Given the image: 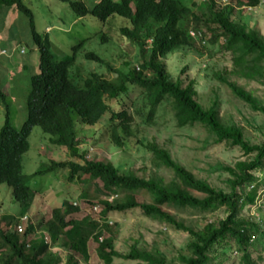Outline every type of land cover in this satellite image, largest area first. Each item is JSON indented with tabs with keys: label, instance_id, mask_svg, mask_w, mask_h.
<instances>
[{
	"label": "trees",
	"instance_id": "16d2710c",
	"mask_svg": "<svg viewBox=\"0 0 264 264\" xmlns=\"http://www.w3.org/2000/svg\"><path fill=\"white\" fill-rule=\"evenodd\" d=\"M62 1L68 3L77 19L94 17L104 25L116 16L129 21L131 27H122L120 33L127 42L138 48L139 56L124 59L126 71H120L95 53L87 52L85 59L100 63L112 77L106 78L92 72L82 83L75 82L70 72L85 42H78L73 46L71 55L57 60L51 51V41L47 35L37 32L33 12L24 1L0 0V25L3 27L11 11H16L27 22L29 41L39 53L36 69L28 66V57H22L21 72L11 78L12 84L16 83L18 76L29 83L28 89L21 86L26 98L24 121L19 128L13 124L12 102L8 101L9 94L4 90L6 83L3 85L0 79V103L8 116L0 130V185L10 187L14 201L27 210L32 198L29 187L31 178L41 173L68 169L71 183L83 179L89 184H100V194L107 199L97 203L103 207L100 213L102 218H107L112 212L127 213L139 209L148 219L188 233V253L182 256L181 264H214L215 261L221 264L232 253H239L240 264H259L264 254V227L260 219L241 218L240 212L257 197L261 181L253 173L264 168V144L250 145L239 128L224 124L216 103L210 108L198 104L194 84L184 87L180 80L175 82L167 72L166 59L181 50H197L196 41L200 40L213 48L221 46L227 51L232 50L236 74H244L246 79L258 75L260 71L256 70V62L264 61V39L233 23L231 18L237 10V16H242L240 9L258 8L264 0H237L236 6L227 5L220 9L210 2L207 14L203 15H195L191 7L181 0H100L93 7L83 0ZM206 32L210 35L207 42L204 36ZM102 40L107 41L106 37ZM251 58L256 60L247 65ZM27 71L31 74L26 80L21 73ZM218 78L234 96L249 104L254 111L264 113V107L244 88L226 78ZM134 93H138V97L143 96V100H137V109L132 113L129 109L134 102L125 106L120 101L131 98ZM114 100L117 103L112 107ZM169 100L173 102L179 128L200 125L215 137L217 143L240 147L245 155L254 156L248 163H239L235 168L220 169H225L232 177L228 181V191L213 188L197 179L186 168L175 163L169 153L156 143L144 147L153 156L155 166L172 171L175 181L170 185L155 177L148 179L147 176L123 171L112 163L88 161L86 154L81 153L77 121L88 127L105 125L107 132L99 134L100 137L123 148L124 140L132 135L136 116L145 118V122L151 124L158 107ZM146 109H149L147 113ZM106 115L109 116L107 120ZM35 127H40L50 136L52 146L66 149L73 161L60 162L34 175L24 176L22 158L29 150V138ZM142 190L149 193L151 203L136 202L135 195ZM109 198L118 200L112 203L108 201ZM171 208L180 212L190 211L201 217L218 208H225L227 216L218 223L205 222L203 229L196 231L186 227L176 214L170 213ZM70 210L77 211L71 204H66L63 211L54 209L49 229L41 231L39 238L30 241L28 238L37 232L35 227L30 225L23 234H18L9 229L15 218L9 217L8 224L0 220V264H58L54 255H48L50 248L57 246L80 255L88 263L91 237L83 221L66 220ZM87 225L92 226V223ZM104 227L107 233L111 231L108 226ZM93 239L98 244V257L105 264H112L115 258L121 256L125 260L144 261L146 264H165L163 257L135 248L123 256L115 251L111 238L101 242L100 237L95 235ZM66 264L78 263L69 258Z\"/></svg>",
	"mask_w": 264,
	"mask_h": 264
},
{
	"label": "rangeland",
	"instance_id": "374dc122",
	"mask_svg": "<svg viewBox=\"0 0 264 264\" xmlns=\"http://www.w3.org/2000/svg\"><path fill=\"white\" fill-rule=\"evenodd\" d=\"M23 1L33 12L37 32L43 36L47 35L51 41V51L57 60L71 55L73 46L78 42H85L78 53L75 66L70 72V76L75 82L82 83V80L92 72L104 75L106 78L112 77V74H109L100 63L86 60L84 55L87 52L95 53L107 61L112 68L120 71H126L123 66L124 59L139 56L138 48L121 36L120 29L122 27H131L129 21L123 18L116 16L109 19L104 25L94 17L75 18L68 3L62 0ZM83 1H87V4L93 7L100 0ZM181 1L184 4L187 3L195 15L207 14L211 1L215 3L216 9L227 5L236 6L238 3L237 0H208L206 3H203L202 0ZM240 10L242 16H237V10L231 18L232 22L244 26L248 32L257 33L264 39V2L258 8ZM26 24L27 22L13 11L7 33L12 38H16L21 46L15 49L13 58L15 60H20L22 57L32 58L36 61L34 64L36 69L39 53L29 41V28ZM203 29L206 28L203 26ZM204 36L207 42L210 38L209 33L206 32ZM104 37L107 39L105 42L102 40ZM199 41H196L197 50H181L176 55L167 57L168 74L175 82L180 80L184 87L193 83L196 92L195 99L198 104L204 108H210L216 103L219 117L224 124L239 128L244 139L250 145L261 146L264 144V113L254 111L249 104L234 96L218 77L226 78L236 86L244 88L253 99L264 107V61L256 62V70L260 71L259 74L246 79L244 74H236L232 63V50L227 51L221 46L213 48ZM202 46H205L204 50ZM21 51H24L22 56H20ZM255 60L256 58L249 59L247 65H251ZM183 70L184 72H182ZM234 70L235 75H233ZM21 74L27 80L31 73L27 71ZM6 77L5 75L1 83L9 85L8 90L4 89L5 92H13L9 93L8 101L12 102L14 111L13 124L19 128L25 115L23 110L24 93L21 94L20 86L28 89L29 83L25 82L23 77H19L16 83L12 84V79L7 80ZM147 78H149L148 75ZM138 95V93H134L131 98H123L120 102L125 106L134 102L133 107L129 109L133 113L137 109V100H143V96L138 97ZM116 103V100L112 101L111 106L114 107ZM148 110L146 109L145 112L147 113ZM11 113L13 114V112ZM6 117H8L6 109L0 103V130ZM108 118L109 116L106 115L105 119ZM135 120L132 135L129 139L124 140L123 148H118L100 137L99 134L107 132L105 125L88 127L77 121L81 153L89 157L88 161L112 163L122 168L123 171L147 176L148 179L155 177L164 184L170 185L175 181L172 171L165 167L155 166L153 156L144 147L147 144L156 143L169 153L175 163L186 168L197 179L207 182L213 188L226 191H228V181L232 179L230 173L225 170L226 167L235 168L237 164L248 163L252 159L251 157L254 158V156L245 155L240 147H232L225 142L217 143L215 137L200 125L179 128L175 121L171 100L158 107L151 124H147L145 118L141 119L138 116ZM92 132L97 135H93ZM71 160L73 159L66 149L52 146L50 136L44 133L40 127H35L29 138V150L22 158V173L24 176H31L41 172L42 169L51 167L53 162L60 163ZM223 167L225 169L220 170ZM68 174V169H60L57 172L41 173L32 177L29 187L32 194H35L32 198V205L26 213H23L20 204L14 201L12 190L7 185H0V220L5 221L6 224L9 217L19 221V224L17 226L14 224L10 231H14L20 226L25 232L32 225L37 229V232L29 237L28 240H31L39 238L41 231L49 229L48 223L52 208H61L64 202L73 205L76 203L78 211H72L68 220L83 221L86 224V231L91 237L88 244L90 260L85 263L80 255L61 248V246L51 247L48 255H54L58 264H66L69 258H73V261L78 264H105L98 257V244L92 239L95 234H99L103 240L113 239L115 251L123 256H127L135 248L163 257L165 264H181L182 256L188 253L187 247L190 241L188 233L165 227L162 223L148 219L139 209L130 210L127 213H109V216L103 221L111 229L107 233L98 222L100 215L94 211L98 202L107 201L106 196L100 194V184L98 182L89 184L83 179L71 183L68 180ZM253 174L261 181L258 194L254 202L242 208L240 217L260 219L261 225L264 227V168ZM135 198L138 203H151V197L145 190L139 191ZM116 200L118 199L109 198V202L112 203ZM98 207L99 209L103 208L102 206ZM224 209L218 208L217 211L204 217L190 211H176L174 208H171L169 212L176 214V217L186 227H192L197 231L203 229L205 222L218 223L225 219L227 214L224 213ZM89 223H92V226L87 225ZM239 258V253H232L221 264H240ZM262 258L263 260L258 262L259 264H264V254H262ZM112 264H146V262L125 260L121 256V258H115ZM214 264H219V262L215 261Z\"/></svg>",
	"mask_w": 264,
	"mask_h": 264
},
{
	"label": "crops",
	"instance_id": "0c3cea01",
	"mask_svg": "<svg viewBox=\"0 0 264 264\" xmlns=\"http://www.w3.org/2000/svg\"><path fill=\"white\" fill-rule=\"evenodd\" d=\"M13 11L14 10H12L11 13L7 16V18L5 20V24L3 25V27H2V25H0V47L3 49H6L7 51L12 52L10 57H3L1 62H0V79L1 80L4 78L5 75L7 76L6 77L7 80L11 79L12 76L15 75V73L18 75L21 71L20 68L22 66L21 59L15 60L13 58L14 57L13 54L15 52V49L21 47V46H19L20 42H17L16 38H12V36H10L7 33V30L9 27V22H11V16H12ZM15 13L18 16V13L16 11H15ZM1 22H2V16L0 17V24H1ZM27 59H28V66H31V65L34 66V64H36V61L33 60L32 58L30 59L28 57ZM11 70H13V71H11ZM6 87L9 89V85H7Z\"/></svg>",
	"mask_w": 264,
	"mask_h": 264
},
{
	"label": "clouds",
	"instance_id": "9594fccd",
	"mask_svg": "<svg viewBox=\"0 0 264 264\" xmlns=\"http://www.w3.org/2000/svg\"><path fill=\"white\" fill-rule=\"evenodd\" d=\"M208 0H202V2L203 3H206ZM212 2V1H211ZM214 5H215V3H214ZM0 49L1 50H4V51H6V55H4V56H2L1 58H0V62H1V60H2V58L3 57H10L11 56V53L12 52H9V51H7L6 49H3V48H1L0 47ZM15 53V52H14ZM23 54H21V52H20V56H22ZM22 59V58H21ZM22 62V61H21ZM23 65V64H22ZM21 68H22V66H21ZM20 68V69H21ZM15 75H17V74H15ZM21 75V74H20ZM18 79H19V76H18ZM19 86H20V84H19ZM21 87V86H20ZM8 90V88L5 86V90ZM9 93H13V92H8V94ZM21 94H23L22 93V91H21ZM21 94H20V96H21ZM25 97V96H24ZM26 98V97H25ZM25 98H24V100H25ZM17 100V99H16ZM18 101H19V97H18ZM25 105V104H24ZM86 158H89V157H86ZM71 161H73V160H71ZM71 161H68V162H71ZM55 164H57V163H55V162H53L52 163V166L51 167H54L55 166ZM66 170V169H65ZM53 172H57V170H55V171H53ZM51 173V172H50ZM2 185V184H1ZM5 185V184H4ZM10 188V187H9ZM11 189V188H10ZM12 190V189H11ZM13 194V193H12ZM35 193H31V197L33 198V195H34ZM32 198H31V201H30V204H29V208L27 209V210H24V209H22V207H20V209L22 210V212L23 213H26L29 209H30V207H31V205H32ZM108 201H109V199H108ZM66 204H71L75 209H77L78 208V205L75 203L74 205L72 204V203H68V202H64V204H63V207H61V208H52V210H51V212H50V218L52 217V212H53V210L54 209H61L62 211H63V209L65 208V205ZM20 206H21V204H20ZM102 210H103V208L102 209H99V207L97 206V207H95L94 208V211L96 212V213H98L99 215H100V217H99V219H98V222L104 227V226H108L105 222H103L106 218H102V215L100 214L101 212H102ZM72 211L73 210H70V211H68L67 212V218H66V220H68V217L70 216V215H72ZM77 211H78V209H77ZM77 211H74V212H77ZM111 223V222H110ZM109 223V224H110ZM8 224V223H7ZM14 224H15V226H17L18 224H19V221L16 219L15 220V222L11 225H9L10 227H9V229L11 230L12 229V227L14 226ZM49 224V223H48ZM47 224V225H48ZM47 225H46V227H47ZM104 229H105V227H104ZM17 232L18 234H23L24 232H23V229L20 227V226H18L17 228H16V230H14V231H12V232ZM26 231V230H25ZM95 235H98L99 237H100V235L99 234H95ZM94 235V236H95ZM94 236H92V239L94 238ZM29 239V238H28ZM28 241H30V240H28ZM100 241L102 242L103 241V239L100 237Z\"/></svg>",
	"mask_w": 264,
	"mask_h": 264
},
{
	"label": "built area",
	"instance_id": "2783aa9c",
	"mask_svg": "<svg viewBox=\"0 0 264 264\" xmlns=\"http://www.w3.org/2000/svg\"><path fill=\"white\" fill-rule=\"evenodd\" d=\"M192 35H194V34H192ZM21 54H24V51H21ZM4 55H6V51L0 49V58Z\"/></svg>",
	"mask_w": 264,
	"mask_h": 264
}]
</instances>
